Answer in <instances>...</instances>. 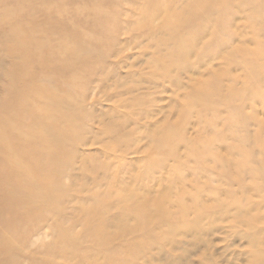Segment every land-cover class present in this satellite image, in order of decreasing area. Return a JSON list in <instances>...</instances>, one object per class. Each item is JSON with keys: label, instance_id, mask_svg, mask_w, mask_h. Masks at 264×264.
Here are the masks:
<instances>
[{"label": "rangeland", "instance_id": "1", "mask_svg": "<svg viewBox=\"0 0 264 264\" xmlns=\"http://www.w3.org/2000/svg\"><path fill=\"white\" fill-rule=\"evenodd\" d=\"M6 90L0 264H263L264 0H0Z\"/></svg>", "mask_w": 264, "mask_h": 264}, {"label": "bare ground", "instance_id": "2", "mask_svg": "<svg viewBox=\"0 0 264 264\" xmlns=\"http://www.w3.org/2000/svg\"><path fill=\"white\" fill-rule=\"evenodd\" d=\"M204 8H202V11H203ZM203 13V12H202ZM202 15V14H201ZM214 27V26H213ZM194 28V27H193ZM216 30L215 28H213V31H212V35L215 37L216 35ZM41 88V87H40ZM37 89L35 88L34 86H31L30 89V92H32L35 96H37L38 98L40 97L42 100L45 101V105H47L46 107L44 106V108L42 109V112H34L32 111L33 113L31 114L32 116V119H33V123L32 125L30 126H27L26 125L24 126L23 124L20 125V129H17L21 132L22 135H20L17 140H16V143L17 142H22L24 143L26 146H30V143L29 141L27 140V137H28V133L31 132V135L36 138V141L37 143H41V136L43 134V131H45L47 129V126H46V123H47V119L49 118H52L56 115H58L59 113V110H61V108L59 107V104H58V98H57V95L56 93L54 92L53 89H49V90H46L44 88H41V89ZM197 90L199 91V94H195L194 91L192 90V98L195 99L196 102H205V103H208V98L206 97V95L204 94V89L208 88V83L204 84V85H199L198 87H196ZM9 89H12V87H9ZM4 97L6 98L2 105V103L0 102V122L2 121V118L3 116L5 115V112H7V109L9 107V104L12 102L14 104H16L15 102H18L19 101V98L17 97L16 98V101L14 100V98L12 97V92H9V91H5L4 92ZM22 104L23 106L21 107V111H16L15 114H17V112H23L22 111V108L26 106H28L27 102L30 101V99L28 97L25 98L22 97ZM15 101V102H14ZM62 103H63V98H62ZM16 106L18 107V105L16 104ZM240 121H244V118L243 117H240ZM173 130L171 129H168L165 133H162V135L160 137H162L163 139V144L165 146L167 145H174L176 142L175 140L173 139ZM241 143V142H240ZM240 168H243V164H240L239 166ZM2 168H5V165H3ZM9 173V172H8ZM10 175V173L8 174ZM184 207V206H183ZM186 210H188V208L184 207ZM180 217L184 216V213L185 211L183 209H180ZM243 218L245 219L246 216L244 214H237L235 216V220L237 222H239V219ZM253 222H256L257 219L254 218L252 219ZM195 226L198 225V221H194ZM172 231V230H171ZM255 243L254 245L260 247V244H262V238L259 237L257 239H255ZM254 242V240H253ZM257 257V260L260 262H262L264 264V260L262 259L261 257V254H259Z\"/></svg>", "mask_w": 264, "mask_h": 264}]
</instances>
